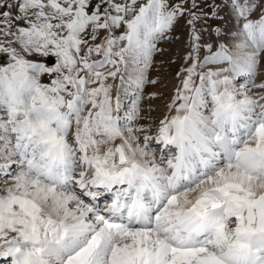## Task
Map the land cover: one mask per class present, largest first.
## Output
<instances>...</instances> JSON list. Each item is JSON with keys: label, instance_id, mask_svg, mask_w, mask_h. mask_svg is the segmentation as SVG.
<instances>
[{"label": "snow or ice", "instance_id": "obj_1", "mask_svg": "<svg viewBox=\"0 0 264 264\" xmlns=\"http://www.w3.org/2000/svg\"><path fill=\"white\" fill-rule=\"evenodd\" d=\"M0 264H264V0H0Z\"/></svg>", "mask_w": 264, "mask_h": 264}, {"label": "rangeland", "instance_id": "obj_2", "mask_svg": "<svg viewBox=\"0 0 264 264\" xmlns=\"http://www.w3.org/2000/svg\"><path fill=\"white\" fill-rule=\"evenodd\" d=\"M258 2L259 0H257ZM210 23L214 26L216 24H223L221 21ZM223 27L231 28L234 25L229 21L223 24ZM203 39L211 42V40L215 39V33L213 32L211 37L205 33ZM187 43L188 28L181 21L180 25L174 30L173 37L168 42L161 41L158 45L164 51L154 56L153 67L149 70L151 79L156 80L157 83L145 87V100L142 102V106L146 119L141 121V123H157L166 113L165 105L169 102V98L174 94L175 88L179 85V78L176 73L183 66V56L187 50ZM54 63L55 60L52 64ZM130 100L126 98L125 102L128 104Z\"/></svg>", "mask_w": 264, "mask_h": 264}, {"label": "bare ground", "instance_id": "obj_3", "mask_svg": "<svg viewBox=\"0 0 264 264\" xmlns=\"http://www.w3.org/2000/svg\"><path fill=\"white\" fill-rule=\"evenodd\" d=\"M129 105V104H128ZM130 106V105H129Z\"/></svg>", "mask_w": 264, "mask_h": 264}, {"label": "water", "instance_id": "obj_4", "mask_svg": "<svg viewBox=\"0 0 264 264\" xmlns=\"http://www.w3.org/2000/svg\"><path fill=\"white\" fill-rule=\"evenodd\" d=\"M50 62V61H49Z\"/></svg>", "mask_w": 264, "mask_h": 264}]
</instances>
